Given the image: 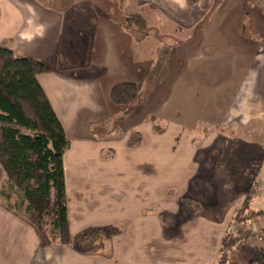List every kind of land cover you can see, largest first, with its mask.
Masks as SVG:
<instances>
[{"label": "crops", "instance_id": "1", "mask_svg": "<svg viewBox=\"0 0 264 264\" xmlns=\"http://www.w3.org/2000/svg\"><path fill=\"white\" fill-rule=\"evenodd\" d=\"M156 4L168 15L166 23L187 29L205 24L196 34L193 49L198 54L201 48V56L207 60L220 46L226 48L223 56L227 57L231 53L228 46L231 40L238 43V57L243 60L238 68L241 75L252 65L253 53L255 58L263 56L259 51L264 48V0H242L236 17L218 23H215V17L205 22L203 13L198 16L192 12L193 16H189L188 11L194 7L189 0H157ZM92 8L69 0H0V47L40 60L51 68L39 75L38 81L70 140L63 165L69 198L68 219L74 240L72 245L47 240L22 215L5 209L0 198V264H105L102 255L86 252L90 247L87 249V244L81 243V239L88 242L91 233L102 232L104 228L112 229L109 236L105 232L111 264H165L168 254L175 262L177 259L178 264H216L233 211L246 201L250 191L241 185L247 171L233 168L234 178L238 177L239 181L235 179L230 183L229 179L228 184L232 185V189L226 191L229 198H220L219 189H216L210 206L204 204L205 208L222 206L223 210L214 214L193 207L191 202L202 201L204 192V177L200 174L204 164L202 158L206 157L208 161L210 157L205 156L206 153L210 156L216 152L224 153L226 146L214 152L211 145L194 146L189 133L184 145L179 146L184 129H178V111L165 108L168 96L162 98L160 105H155V111L152 110L155 122L157 119L168 122L167 127L156 132L151 123L139 119L141 124L135 126V132L131 131L130 135L146 136L149 141L131 147L127 134L122 140L109 143L105 148L109 150L107 158L100 159L104 148L87 139L91 129L95 128L91 126L104 116L108 118L121 111L122 106L111 99V90L120 83L137 85L141 81L138 67L142 63L135 62L128 38L109 20L101 18L94 23L93 38L85 34L89 26L87 18L95 21ZM179 13L181 17H178ZM249 14L250 18L246 19ZM231 23H235L233 34L226 30ZM219 25L224 26L225 31L222 39L216 40L211 30ZM142 57L141 54L140 59ZM87 58L91 69H97L95 74L85 66ZM261 66L252 68L253 78L249 84L250 89L255 85L256 93L264 97V66L263 69ZM68 67L77 70L73 73L67 70ZM96 132L93 137H98L99 132ZM168 133L172 135L169 141L165 138ZM254 134L256 137V132ZM77 138L78 144L74 140ZM82 138L87 140H80ZM254 145L255 152L261 151L259 165L247 185L251 192L253 186L258 185L260 193L257 196L253 190L248 200H252L254 210L264 219V146L258 142ZM228 151L235 153V148ZM210 168L209 177L215 178V173H220L219 168L224 166L219 163L215 167L212 162ZM104 170L112 173V178L115 172L110 193L102 185ZM4 175L0 164V184ZM232 194L238 198V204H231L235 201ZM135 256L140 259L137 263L132 260Z\"/></svg>", "mask_w": 264, "mask_h": 264}, {"label": "rangeland", "instance_id": "2", "mask_svg": "<svg viewBox=\"0 0 264 264\" xmlns=\"http://www.w3.org/2000/svg\"><path fill=\"white\" fill-rule=\"evenodd\" d=\"M241 1L189 0L190 5L194 7L188 11V14L193 16V12L201 16L203 13L205 22H209L213 17H215V23L223 22L228 17H236ZM69 2L81 3L88 8L93 6L91 10H93L92 17L95 21L92 22L91 18H87L89 21L87 25L89 26L85 33L89 38H93L92 36L95 34L94 23L97 20L99 21L101 18L109 20L128 38L135 62L142 63L138 67L141 69L138 72L141 75V81L137 83L138 97L136 100L128 105H123L121 111L110 115L108 118L104 116L100 122L91 126L95 128L91 129L90 137L87 139L96 141L97 147L104 148L100 159L105 160L107 158L106 153L109 150L105 148L109 146V143L122 140L127 134L130 135L131 131L135 132L134 127L141 124L139 119H142L144 123L149 122L153 126L152 121H156V116L153 115L152 110L155 111V105H160L162 98L168 96V104L165 105V108L173 112L178 111V129L180 127L184 129L178 141L179 146L184 145L188 133L192 135V145L194 146L211 145L213 152L226 146L224 153L216 152L211 156L210 153L208 155L206 153L205 156L210 157L208 161L206 157L202 158L204 164L200 174L204 177L202 181L204 192L201 194L202 201L191 202L193 207L199 210L207 209L208 213L214 214L223 210L222 206H218L217 209L205 208L204 204H211V199L216 196L214 194L216 189H219L217 194L220 198H229L227 192L232 189V185L228 184L229 179L230 183L235 179L239 181L238 177L234 178L233 168L238 167L247 171L241 185L242 188H248L250 191L246 195V201L234 209L231 225L223 237L232 246L229 245V250L226 253L219 254L220 258L218 257L216 264H264V219L259 216L261 213L254 210L251 204L252 200H248L253 190L257 192L258 196L260 188L256 184L257 186H253L251 192L247 185H250V181L253 180L252 176L259 165L258 157L261 151L258 149V152H255L256 146L254 144L258 142L264 146V117L262 116V114L264 115V97L256 93L255 85L250 89L251 84H249L250 78H253L254 70L252 68L264 66V48L259 51V54H263V56L256 58L253 53L254 48L251 50L253 55L250 61L253 63L249 69H246V73L241 75L238 68L243 60L238 57L237 42L233 40L229 42L230 45L228 46L231 53L227 57L223 56V53H226V48L220 46L212 58L209 57L208 60L206 57L203 58L201 48L197 54L193 46L196 43L197 32L200 33L205 24H200L194 29L191 27L187 29L179 24L176 26L166 23L165 17L168 15L158 7L157 0H69ZM259 6L262 5L259 4ZM248 7L253 8L249 5ZM181 16L179 13L178 17ZM249 18L250 14L246 19ZM234 26L235 23L229 24L226 28L227 33L233 34ZM224 31V26L219 25L213 26L211 33L213 32L216 36V40H221ZM193 32L195 33L192 34ZM214 35L211 34L210 36L215 39ZM251 41L254 42L252 39ZM221 44L223 43H219V45ZM141 54L144 57L140 59ZM84 64L93 74L97 72L94 67L91 69L92 65L89 64V58ZM262 66L261 69H263ZM67 70L75 73L77 69L68 67ZM223 78L224 82H222ZM227 78L228 80H226ZM242 78H245L244 81H240ZM213 79L215 80L214 84ZM137 110L141 111V114H137ZM173 115L175 116V114ZM260 117H263L262 120ZM154 125L156 132H160L168 126V122H161L157 119ZM96 130L99 132L98 137H93ZM255 132L257 136L261 135V138H256ZM145 137L142 138L139 135L136 138V134H131L128 138V144L133 147L134 145H142L144 142L147 143L149 140L148 137ZM170 137L172 138L170 133L165 136L167 141L171 139ZM87 139L82 138L80 140L86 141ZM144 139L145 141H143ZM74 140L78 144V138ZM229 148H235V153H228ZM98 151L101 152V148ZM262 154L264 160V150H262ZM212 162H215V167L219 163H223L224 166V168H219L220 173H215V178L209 177ZM114 175L115 172H113L112 178V173L103 171L102 185L107 188L105 191L108 193L111 192ZM241 175H243V171ZM233 187H236L235 184ZM221 191H225V193L221 194L223 193ZM16 196H13L9 205L15 206L18 214L31 222L32 216L27 215L23 208L15 204ZM233 196L232 194V200L235 201H232L231 204L238 199ZM187 204L189 203L187 202ZM172 207L174 206L172 205ZM39 228L42 236L48 240V230H45L43 224H40ZM110 230L112 231L111 228H104L102 232L97 230L91 233V240L88 238L87 247H85L87 249L88 247L92 248L93 253L100 254L99 257L102 255L105 264H111V253L106 241L107 235L111 234ZM167 257L165 264L171 262L178 264L177 259L175 262V258L172 259L169 254ZM222 257H226V262L222 263ZM132 260L137 263L140 259L135 256Z\"/></svg>", "mask_w": 264, "mask_h": 264}, {"label": "trees", "instance_id": "3", "mask_svg": "<svg viewBox=\"0 0 264 264\" xmlns=\"http://www.w3.org/2000/svg\"><path fill=\"white\" fill-rule=\"evenodd\" d=\"M50 70L40 60L0 47V164L5 172L0 198L5 209L18 214L9 205L17 195L15 204L32 216L28 223L40 236L43 224L50 241L72 245L63 165L70 140L38 81L39 75ZM136 97L134 83L117 84L111 90L112 101L120 106L133 103ZM81 243L87 241L81 239ZM229 245L224 238L220 253H226Z\"/></svg>", "mask_w": 264, "mask_h": 264}]
</instances>
